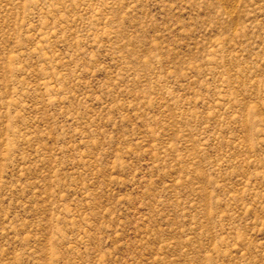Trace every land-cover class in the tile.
<instances>
[{
  "label": "rangeland",
  "instance_id": "rangeland-1",
  "mask_svg": "<svg viewBox=\"0 0 264 264\" xmlns=\"http://www.w3.org/2000/svg\"><path fill=\"white\" fill-rule=\"evenodd\" d=\"M0 264H264V0H0Z\"/></svg>",
  "mask_w": 264,
  "mask_h": 264
}]
</instances>
